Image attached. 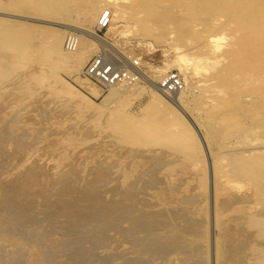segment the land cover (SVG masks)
Returning <instances> with one entry per match:
<instances>
[{
  "label": "rangeland",
  "instance_id": "rangeland-1",
  "mask_svg": "<svg viewBox=\"0 0 264 264\" xmlns=\"http://www.w3.org/2000/svg\"><path fill=\"white\" fill-rule=\"evenodd\" d=\"M223 2L0 0V264H264V45L232 44ZM6 13L172 70L186 114L143 79L106 95L82 74L105 47L59 63L76 32Z\"/></svg>",
  "mask_w": 264,
  "mask_h": 264
},
{
  "label": "bare ground",
  "instance_id": "bare-ground-1",
  "mask_svg": "<svg viewBox=\"0 0 264 264\" xmlns=\"http://www.w3.org/2000/svg\"><path fill=\"white\" fill-rule=\"evenodd\" d=\"M226 1H229V2H227V3L223 2V5L225 7L221 10L220 14L221 15L225 14L227 16H231L235 20L233 28H237V30L242 32L241 37L240 38L237 37L238 40H236L232 44L237 46V47L240 46L242 48L244 46H253L254 47V46L259 45V44L264 45V0H226ZM95 6L97 7L98 5H94V6L90 5L89 8L86 7L84 9V11L82 10L83 12L81 11L83 14V17H82V20L84 19L83 21L89 22L91 20L92 13H93L92 8H94ZM221 7H223V6L221 5ZM108 10L111 11V13L113 12L112 7H111V9L109 8ZM6 15H8V17L9 16L10 17L11 16L12 17H19L20 19H27V20H31L34 22H38V23L53 25V26H56L59 29H61L60 31H64V32H76L78 35V41H77V48L74 49L73 53L68 52V51H63V50H60L59 48H57V42L60 40V38H59V36L58 37L56 36V38L54 40L55 46L53 45L52 51H53L54 55L56 56L57 62L60 61L59 63H62V62H69L71 64L72 63L74 64L76 62L79 63V61L82 60L81 57L85 56V54H87V52L91 50L92 43L90 41L86 42V44H84L83 42L81 43V36L89 37L90 39L93 40V42L96 43V45L98 47L102 46V47L107 48L108 50L117 51L112 46V43L109 42L106 38L100 36L97 33H94L92 30H90L89 28H86V27H82V26H78V25L66 23V22H58V21L48 20V19H44V18L27 17V16H23V15L22 16L16 15V14L11 15V14H7V13H6ZM113 15L114 14L112 13V20L114 18ZM226 18H228V17H226ZM228 21H227V23H228ZM232 24H229V25H232ZM226 27H228V24ZM229 27L227 29H230ZM237 30H236V32H237ZM236 34H238V33H236ZM221 36H219V37H221ZM216 37H218V36L216 35ZM221 39H222V37H221ZM225 39H227V38H225ZM215 40L217 41L218 39L216 38ZM218 42H219V40H218ZM75 45H76V43H75ZM142 76H143V80H146V82L149 84L148 86L151 87V95L154 97V99H156V101L162 102L166 106H169V107L171 106V107L177 108V109L181 110L184 114H186L185 113L186 110L183 107V105H184L183 103H185V102H183V100H182L183 98L181 96V93H178L176 95L174 94L172 97L167 96L166 94H164L163 92H161L158 89L156 82L153 81V79L151 80L147 75H144V73ZM85 80H86V78H85ZM79 84L86 85L85 81L82 80L81 78L79 79ZM115 88L116 87H109V91L107 92L106 95H108L112 91L114 92L113 89H115ZM89 89L92 90V88H89ZM111 94H113V93H111ZM188 118H189V116H188ZM190 121L192 122V124L194 126L196 125L191 119H190Z\"/></svg>",
  "mask_w": 264,
  "mask_h": 264
},
{
  "label": "built area",
  "instance_id": "built-area-1",
  "mask_svg": "<svg viewBox=\"0 0 264 264\" xmlns=\"http://www.w3.org/2000/svg\"><path fill=\"white\" fill-rule=\"evenodd\" d=\"M111 23L112 13L104 9L96 20V32L108 29ZM67 46H74V43L71 45V40L68 39ZM143 73L138 58H123L106 48L99 49L88 60L82 71L84 78L104 90L115 85L137 83L143 79ZM156 85L167 96L179 92L183 87L181 78L172 70L162 74Z\"/></svg>",
  "mask_w": 264,
  "mask_h": 264
}]
</instances>
